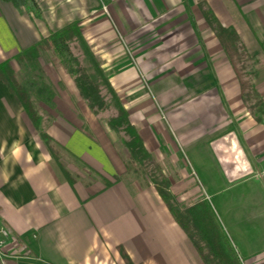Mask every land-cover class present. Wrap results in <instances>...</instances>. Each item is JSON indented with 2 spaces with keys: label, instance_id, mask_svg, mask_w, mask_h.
<instances>
[{
  "label": "crops",
  "instance_id": "crops-1",
  "mask_svg": "<svg viewBox=\"0 0 264 264\" xmlns=\"http://www.w3.org/2000/svg\"><path fill=\"white\" fill-rule=\"evenodd\" d=\"M34 1L41 18L0 0V62L76 22L144 149L163 173L178 169L166 177L176 201L205 199L240 263L264 264V0ZM200 4L257 60L259 110L242 99ZM48 90L40 101L50 104ZM76 96L83 118L98 115ZM37 115L35 128L0 81V224L10 264H204L152 184L123 178L128 154L106 121L99 130L53 113L44 130ZM41 132L102 183L67 180Z\"/></svg>",
  "mask_w": 264,
  "mask_h": 264
},
{
  "label": "trees",
  "instance_id": "trees-1",
  "mask_svg": "<svg viewBox=\"0 0 264 264\" xmlns=\"http://www.w3.org/2000/svg\"><path fill=\"white\" fill-rule=\"evenodd\" d=\"M1 1L10 2L17 10L26 11L35 18H41L34 0ZM199 7L237 75L242 99L249 103L251 110L258 105L261 106V101L254 105L250 104L256 94L252 81L256 77L257 60L250 57L233 28L222 27L210 9L203 4ZM44 51L50 53L52 65L60 67L71 78L78 96L86 103L91 113L98 114L108 107L114 109V114L106 120L107 127L115 133L122 134L121 143L127 151L128 161L132 165L130 167L133 170H146L150 184L166 204L175 222L192 242L201 261L204 264H241L237 253L222 232L210 204L205 199H198L187 207H182L176 201L175 196L169 190V182L160 164L152 154L144 149L141 138L127 119V113L122 105L123 101L110 86L83 39L78 24L71 22L55 31H50L46 37L13 57V61L26 67L29 72L37 67L39 54ZM0 81L21 105L33 126L37 128L39 117L30 95L32 93L36 97L47 100L51 96L48 88L29 78L18 80L9 60L0 62ZM40 137L49 153L55 161H58L50 145L51 139L44 132L40 133ZM58 165L66 179L70 180L64 168L59 163Z\"/></svg>",
  "mask_w": 264,
  "mask_h": 264
},
{
  "label": "rangeland",
  "instance_id": "rangeland-1",
  "mask_svg": "<svg viewBox=\"0 0 264 264\" xmlns=\"http://www.w3.org/2000/svg\"><path fill=\"white\" fill-rule=\"evenodd\" d=\"M37 62V67L33 70H29V72L26 67L18 65L15 61H12L11 65L18 80H27V78L31 79L32 81L36 80V82L42 84L43 86L45 85L48 88L53 89L56 93L54 102L50 104L43 103L42 101H40L39 97H36L32 93L30 95L36 105L37 112L41 117V127L46 130V127L52 121V118L50 117H52L53 113H67V115H69L70 117L71 114L74 113L76 117H72L71 119L74 122H77V125H79L80 127L90 128L92 127L93 122V126L95 128H99V130L103 129L104 121H106L114 114V109L112 107H108L105 110L100 111V113H98V115L94 116L93 118H83L81 113L85 111V108L82 104L83 102L79 98H77V94L72 88L69 76L65 74L60 68L52 66L50 53L47 51L41 52ZM62 96H64V98H68L70 104L67 105L58 102V100L60 101V99H63ZM252 103L255 104L254 101H251V105H254ZM256 110H259V107H256ZM83 122H85V125L83 124ZM122 138V134L119 133H116V136L114 137L115 143L119 148H122ZM57 149H54L55 155L56 157L58 156V158L60 157V161L62 163L60 165L64 168L67 174L70 173L74 178H77L82 183L96 185H100L102 183L101 174L87 168L84 163H81L79 160L73 158L65 152H62L60 149ZM130 166L132 167L131 163L126 158L125 175L123 176L124 179L129 181L134 180L136 182H139L140 184L150 183L146 170H133V168H131ZM163 170L165 171L164 174L166 175V177L168 175H170V177H172L173 179H176L178 177V169L176 167H171V164ZM191 202L192 201L190 200H183L180 204L183 207Z\"/></svg>",
  "mask_w": 264,
  "mask_h": 264
},
{
  "label": "built area",
  "instance_id": "built-area-1",
  "mask_svg": "<svg viewBox=\"0 0 264 264\" xmlns=\"http://www.w3.org/2000/svg\"><path fill=\"white\" fill-rule=\"evenodd\" d=\"M9 231L0 224V264H10L9 260L13 257L6 252V243L10 240Z\"/></svg>",
  "mask_w": 264,
  "mask_h": 264
}]
</instances>
